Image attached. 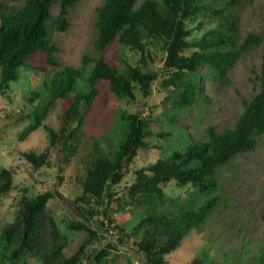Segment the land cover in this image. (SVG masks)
<instances>
[{
	"label": "trees",
	"instance_id": "16d2710c",
	"mask_svg": "<svg viewBox=\"0 0 264 264\" xmlns=\"http://www.w3.org/2000/svg\"><path fill=\"white\" fill-rule=\"evenodd\" d=\"M78 2L26 0L18 8L0 6V94L10 91L21 70L22 75L32 69L44 73L52 70L43 81L42 91L30 94L27 101L31 104L43 99L31 112L32 121L18 136L24 141L41 127L49 133L50 146L46 150L23 153L32 168L38 171L53 167L52 150H57L64 162H70L77 152L78 138L84 136L82 128L104 91L119 101L135 102L136 90L148 99L158 83L166 91L165 100L171 102L170 111L160 124L152 114L144 116L143 109L138 113L121 112L122 138L113 146L111 156L99 153L92 157L86 177L78 180L82 193L76 199L59 191L32 197L25 188L15 220L0 231V264H27V258L40 264H83L85 260L87 264H132L108 260L127 239L134 240L132 250L142 264H169L167 258L193 231L202 232L211 213L221 204L223 188L217 180L218 170L239 155L256 150L264 137V51L258 77L260 91L250 101H243L244 111L234 128L219 131L210 126L205 129L207 140L196 141L179 124L180 115L197 109L203 117L204 110L213 104L205 95L203 79L228 86L236 62L243 54L264 45V37L250 33L242 43L238 42L239 20L232 7L240 4L239 0H144L140 5L139 0H104L97 9L92 48L83 56L81 66L74 68L63 65L61 44L53 40V34L70 30L72 10ZM56 5L60 10L54 16ZM198 18H208L217 27L199 39H190L193 31L186 23ZM202 26L200 22L198 27ZM115 43L118 51L140 54L135 65L122 57L124 68L108 60ZM153 48L165 53L162 72L156 68L158 55ZM37 56H43L44 61L34 67L30 61ZM202 68L207 71L201 73ZM61 99L68 106L55 129L44 121ZM154 135L159 141L152 144L149 140ZM153 148L162 151L161 157L135 170L139 154ZM131 171L136 177L126 188V196H121L116 188ZM14 176L11 169H0V201L12 191ZM172 182L178 188H187L188 198L171 197L167 188ZM56 198L71 211L66 226L64 218L49 212V203ZM128 208L137 220L125 228L113 216ZM112 226L118 234L110 235L104 248L86 257L88 249L96 241H103V234H110ZM208 245L187 264H215ZM210 246L226 263L236 261L224 254L229 250ZM240 263L264 264V247L253 259Z\"/></svg>",
	"mask_w": 264,
	"mask_h": 264
},
{
	"label": "rangeland",
	"instance_id": "374dc122",
	"mask_svg": "<svg viewBox=\"0 0 264 264\" xmlns=\"http://www.w3.org/2000/svg\"><path fill=\"white\" fill-rule=\"evenodd\" d=\"M26 0H0V6L21 7ZM144 0H139V5ZM104 0H79L72 10V26L66 33L53 34V40L61 44L59 56L63 65L78 68L81 66L83 56L92 48L96 36L95 21L97 9ZM240 4L232 7V12L237 16L239 23L238 42L242 43L250 33L261 34L264 37V0H239ZM60 6L53 8V15L59 13ZM203 22L202 27H198ZM187 27L191 29L190 39H199L206 31L216 28L217 24L208 18L190 20ZM263 46L254 48L245 53L236 62L229 74L231 83L228 86L218 85L204 78L205 95L213 102L212 106L204 110L203 117L197 109L182 113L179 124L183 129L193 135L196 141H206L205 129L216 126L219 131L234 128L237 120L244 111L243 101H250L260 91L258 77L261 72ZM158 55L156 68L162 72L165 53L160 48L151 49ZM122 57L130 65H135L140 57L139 53L130 51H118L116 43L108 52V60L116 65L125 67L120 59ZM43 56H37L30 61L34 67L42 65ZM201 69V73L206 72ZM52 70L46 73L36 72L33 69L24 71L11 85L10 91L5 95L0 94V169L7 168L14 171V186L12 191L0 201V231L2 227L15 220L18 211V202L23 190L27 188L29 195L35 197L46 192L59 191L69 199H76L82 193L80 181L87 174L88 163L94 155L103 154L111 156L115 145L119 142L120 113H138L144 110V116H152L156 123L160 124L164 114L170 111L171 102L165 100L166 91L160 84L154 85L153 95L146 99L136 90L137 100L114 99L108 91L103 92V98L97 103L90 119L82 128L81 139L78 138L77 152L70 158V162H64L58 157V151L52 150L54 166L44 167L35 171L23 156V153L33 151L41 153L50 146L49 133L41 127L34 131L29 138L20 141L18 136L26 128L31 120V112L41 104L43 98L34 104L27 100L32 91H42L43 81L48 79ZM67 103L61 99L51 108L45 123L58 129L62 114L67 108ZM206 111H208L206 113ZM44 125V124H43ZM81 134V133H80ZM150 143L159 141L154 135ZM97 144V146H96ZM99 150V151H98ZM162 151L158 148L143 151L134 166L135 170L148 164L155 163L161 157ZM60 166L62 171L60 172ZM59 177L63 180L60 181ZM135 172L131 171L122 184L116 188L121 196L127 194V187L135 179ZM217 180L223 188L222 202L207 219L202 232L193 231L183 245L171 254L167 261L169 264H187L194 255L208 245L215 264H228L225 259L219 257L210 246H219L222 250H229L232 264H241L250 261L256 255L259 248L264 247V137L259 140L256 150L242 154L218 170ZM167 193L174 198L184 200L188 198L187 188H178L172 182L167 188ZM49 212L64 218L63 225L69 224L70 209L58 198L49 203ZM117 224L129 227L137 220L131 208L125 212L116 213L113 216ZM110 234H103V241H96L87 252L86 257L94 255V250H101L111 240L110 235H117V230L112 226ZM212 238V239H210ZM133 239H127L124 245H120V251L114 253L108 260L132 264H142L140 257L132 250ZM240 259V260H239ZM27 264H40L34 258H27ZM87 264V260L83 262Z\"/></svg>",
	"mask_w": 264,
	"mask_h": 264
}]
</instances>
